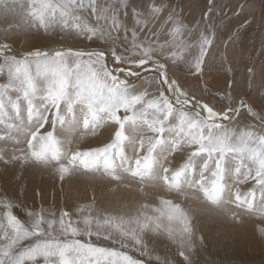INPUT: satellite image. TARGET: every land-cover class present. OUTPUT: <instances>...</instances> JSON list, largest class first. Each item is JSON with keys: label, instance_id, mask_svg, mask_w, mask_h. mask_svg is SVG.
<instances>
[{"label": "snow or ice", "instance_id": "6c2138e0", "mask_svg": "<svg viewBox=\"0 0 264 264\" xmlns=\"http://www.w3.org/2000/svg\"><path fill=\"white\" fill-rule=\"evenodd\" d=\"M127 8V0H0L6 22L0 35L5 41L22 28L45 32L59 28L102 41L117 65L115 70L108 67L103 49L35 50L18 58L10 54L7 42L0 44V74L7 78L0 84V142L20 144L23 137L26 144L8 159L0 149V161L54 164L61 180L77 171L102 173L118 184L136 182L141 193L151 186L185 199H203L234 220L239 216L228 205L264 218V116L258 117L242 99L223 109L210 106L183 90L165 63L198 47L190 69L202 73L214 37L201 32L196 44L185 41L191 30L174 10L153 31L149 25L169 8L163 3H152L146 13L133 9L135 26L129 29L121 19L122 11L127 17ZM10 16L19 23L8 22ZM138 30H147L155 39H139ZM160 35L165 36L163 42ZM141 72L155 73L149 83L157 86L156 92L130 84L127 77L139 79ZM226 99L231 101L230 94ZM241 108L259 120V128H230L221 122L231 123ZM109 122L110 142L86 151H66L64 145L70 141L58 134L79 133L83 139ZM45 125L52 130L42 132ZM126 145L135 147V158L126 154ZM186 149L179 167L161 163ZM231 177L237 183L252 180L254 186L233 192L227 183ZM157 201L118 212L98 209L94 203L80 205L75 219L66 210L57 214L41 208L29 212L27 221L13 214L11 201H0V264H143L129 250L147 254L148 233L166 237L176 245L183 264H193L196 234L189 212L162 195ZM93 237L119 247L100 246Z\"/></svg>", "mask_w": 264, "mask_h": 264}, {"label": "rangeland", "instance_id": "374dc122", "mask_svg": "<svg viewBox=\"0 0 264 264\" xmlns=\"http://www.w3.org/2000/svg\"><path fill=\"white\" fill-rule=\"evenodd\" d=\"M108 2L114 3L116 0H108ZM127 3L128 15L124 17L122 11L121 19L129 29L135 26L133 9L146 13L152 3L157 5L163 3L168 5L169 8L165 9L158 21L149 25L153 31L158 29L168 12L174 10L179 20L191 30V34L185 33V41L196 44L201 32L214 37L205 57L202 73L195 74L190 69L192 56L198 52V47H193L189 51L184 52L183 58L175 62L165 60L168 65L169 75L176 79L183 90L208 103L210 106H215L216 109H223L229 103L235 105L237 101L242 99L247 105L248 103L251 105L252 110L258 117L264 116V0H211V3L210 0H127ZM209 7H211V12H209ZM8 22L19 23V19L10 16ZM4 27H6V22L3 16L0 15V33L3 32ZM146 36L155 39V37H151L147 30L142 32L138 30L139 39H144ZM3 37V35H0V44L7 42L11 50L26 53L35 50L44 51L52 47L63 49L62 46L64 45V47L69 49H103L108 52L107 45L102 41H89L73 32L61 31L59 28L48 32L42 29L22 28L10 34L7 38L8 41H5ZM9 37L14 39L12 40ZM17 38L22 41L16 40ZM121 39H123L122 32ZM164 39V35L159 36L161 42ZM52 42L54 44H51ZM41 45H44V47ZM106 62L109 68L116 69L117 65L113 59L108 57ZM249 69H251V72H249ZM154 77V72L148 74L141 72V78L137 79V77L130 76L127 79L135 88H147L149 92L154 93L157 90V86L149 83V80ZM121 78L125 77L122 75ZM6 82V75L0 74V84ZM229 94L231 101L226 99ZM169 95L171 94L169 93ZM249 98H252L256 107L252 105ZM189 107H191V104ZM238 116H241L242 120H240L242 122L237 121L235 123ZM238 116L234 117L231 123L229 121L221 122L230 128H240L245 125H256L259 128V120L254 119L248 113L247 108H241ZM45 130L50 131L52 129L50 125H45V129L41 131ZM112 133L113 125L110 122L100 127L95 134H88L83 139H80L79 133L75 136H70L67 133L58 132L61 139L70 141V143H65L64 145L65 150L69 152L86 151L90 148L101 147L110 142ZM129 134L137 135L131 132ZM22 148H26L23 137H21L20 144H14L11 141L0 142V149L5 150V159L12 155L14 149ZM187 151L186 149L182 154L178 153L174 156H169L167 159H161V163L165 167H179L186 159ZM125 152L129 157L135 158L136 156L135 147L132 145H126ZM16 155H20V153L17 151ZM33 164L13 161L6 165L3 162L1 164L3 167L0 165V201H11L13 203L12 212L21 221H27L29 212H37L41 208L46 211H54L57 214L61 210H66L72 213L75 219L77 218L75 210L78 206L90 203L96 204V202H98L95 205L96 208L109 212L130 211L134 210L140 203L155 204L158 202L157 197L162 195L165 198L181 203L189 212L193 225L197 223L198 226L200 225L199 229L202 231L200 234L203 233L200 236L202 241L198 239L195 233L196 246L191 253L193 264H264V233L261 232V229H264V218L249 215L242 209H237L234 204L228 205V207L238 214V220L219 213L213 207L204 203L203 199H185L175 193H168L159 187L151 186H146L144 193H141L138 190L140 185L136 182L125 180L123 184H118L116 181L103 176L102 173L86 174L77 171L65 175L61 180L54 164L47 166L38 163ZM19 167L23 171H20ZM227 183L233 192L236 189L241 192H247L254 186V181L252 180L237 183L235 177L227 178ZM94 186H96L95 189ZM65 187H67V190ZM70 189L71 191L74 190L72 193L74 192L75 194L68 197L66 194ZM53 191L56 194H61V196L64 195V201L59 198V195L56 197L57 195L55 196ZM50 194L54 196H50ZM76 194L80 195L81 198H78ZM20 195L26 197H23V201H27V198H32L31 200L37 203L23 205L19 203L18 198ZM45 197L51 198L45 199ZM257 198H259L258 191ZM0 208H2V205H0ZM233 232H237L238 242L229 237ZM92 239L100 246L119 247V244L113 245L111 241L96 240L95 237ZM144 241L147 246V254L142 255L136 249L129 250V254L143 261V264H164L165 261H170L171 264H183V258L177 254L176 245L166 237L148 233L144 236ZM27 243L26 241L25 244ZM210 245L223 251L224 247H228L225 252L227 258L223 259V253L221 252L212 254L210 252L211 248L209 249ZM202 246L205 247L203 248ZM157 257L160 259L158 260Z\"/></svg>", "mask_w": 264, "mask_h": 264}, {"label": "bare ground", "instance_id": "6f19581e", "mask_svg": "<svg viewBox=\"0 0 264 264\" xmlns=\"http://www.w3.org/2000/svg\"><path fill=\"white\" fill-rule=\"evenodd\" d=\"M140 1V0H139ZM245 2V1H244ZM260 23V22H259ZM4 38V37H3ZM8 38V37H7ZM9 38H11L12 40L14 39V38H12V37H9ZM27 39H29V38H27ZM10 40V39H9ZM16 40H20V38H17ZM221 40V39H220ZM8 41V40H7ZM11 41V40H10ZM20 41H22V40H20ZM3 42H5V41H3ZM64 43V42H63ZM51 44H54V42H52ZM25 45V44H24ZM28 45V44H27ZM40 46V45H39ZM38 46V47H39ZM42 47H44V45H41ZM48 46V45H47ZM65 46V45H64ZM64 46H62L63 48H65V49H69V48H67V47H64ZM58 47H52V48H49V49H47V50H44V51H49V52H51L52 50H54V49H57ZM29 49H31V47H29ZM28 49V50H29ZM33 49V48H32ZM217 50V49H216ZM28 53V52H27ZM107 53V55H106V58H111V59H113L112 58V56H111V53H108V52H106ZM10 54H15L18 58H20V57H22V55H24V54H26V52H20V51H17V50H11L10 51ZM115 68V67H114ZM176 80V79H175ZM136 85V84H135ZM250 99V101H251V103H252V105L254 106V107H256L254 104H255V102L254 101H252V98H249ZM248 105H249V103H248ZM250 107H251V105H249ZM252 108V107H251ZM241 117V116H240ZM239 116L237 117V119L235 120V123L237 122V121H241L242 119L240 118ZM241 119V120H240ZM242 122V121H241ZM239 124V123H238ZM110 131V130H109ZM100 136V135H99ZM76 138V137H75ZM94 140V139H93ZM95 142V141H94ZM86 144H87V142H85ZM5 144V143H4ZM2 145V144H1ZM97 145V144H96ZM21 147V146H20ZM89 148V147H88ZM9 151V150H8ZM11 153V152H10ZM10 155V154H9ZM7 156H8V154H7ZM19 162V161H18ZM3 162H1L0 161V165L2 164ZM29 163H32V162H29ZM19 164V163H18ZM28 164V163H27ZM33 164V163H32ZM5 165H6V163H5ZM22 165V164H21ZM24 165V164H23ZM30 165V164H29ZM34 165V164H33ZM2 166V165H1ZM35 166V165H34ZM3 167V166H2ZM10 167V166H9ZM22 167H24V166H22ZM20 168V167H19ZM25 168V167H24ZM30 168V167H29ZM35 168V167H34ZM21 169V168H20ZM31 169V168H30ZM14 170V169H13ZM12 170V171H13ZM20 171H23L22 169L20 170ZM40 171V170H39ZM1 172V171H0ZM36 172H38V171H36ZM20 173V172H19ZM18 173V174H19ZM17 174V173H16ZM59 177V176H58ZM0 178H1V176H0ZM21 178V177H20ZM3 179V178H2ZM15 179H16V175H15ZM59 179V178H58ZM21 182V181H20ZM66 182H68V181H66ZM18 184V183H17ZM58 184V183H57ZM65 184V183H64ZM63 184V185H64ZM22 185V184H21ZM70 185V184H69ZM80 186V185H79ZM98 186V185H97ZM59 187H60V185H59ZM81 187V186H80ZM95 187L96 186H94V189H95ZM7 188H8V186H7ZM66 188V190H67V187H65ZM50 189H52V188H50ZM49 189V190H50ZM53 189H56V188H53ZM82 190V189H81ZM91 190V189H90ZM72 191H74V190H72ZM72 191H71V189H70V191L66 194L68 197L69 196H74V192L72 193ZM77 191V190H76ZM79 191H80V189H79ZM78 191V192H79ZM96 191V190H95ZM20 192V191H19ZM63 192H64V190H63ZM30 193V192H29ZM58 193H60V192H58ZM94 193V192H93ZM92 193V194H93ZM43 194V193H42ZM53 194L56 196V197H58V195H59V198L61 199V200H63V196H61V194H56V193H54V191H53ZM69 194V195H68ZM82 194V193H81ZM9 195V194H8ZM54 195H52V194H50V196H54ZM77 195V194H76ZM36 196V195H35ZM40 196H42V195H40ZM46 196V195H45ZM80 196V195H79ZM78 195H77V197L78 198H81V196L79 197ZM85 196V195H84ZM95 196V195H94ZM23 197L24 196H19V203H21V204H23V205H29V204H31V203H37V202H35L34 200H31L32 198H27L26 200L27 201H23ZM43 197V196H42ZM68 197H65V198H68ZM24 198H26V197H24ZM48 198H51V197H48ZM48 198H46L45 197V199H48ZM74 198H76V197H74ZM54 199H56V198H54ZM59 199V200H60ZM83 199V198H82ZM35 200H36V198H35ZM50 200V199H49ZM58 200V201H59ZM65 200H67V199H65ZM70 200V199H69ZM74 200H76V199H74ZM45 201V200H44ZM47 201V200H46ZM64 201V200H63ZM72 201V200H71ZM40 202V201H39ZM42 202V201H41ZM70 202V201H69ZM50 203V202H49ZM64 203V202H63ZM73 203H75V202H73ZM95 204V203H94ZM96 204H98V202H96ZM95 204V205H96ZM54 205V204H53ZM61 205H65V204H61ZM33 206V205H32ZM35 206V205H34ZM55 206V205H54ZM66 206V205H65ZM63 208V207H62ZM200 226V225H199ZM199 226H198V223L197 224H195L194 225V229H195V233L197 234V236H198V239L200 238V236L201 235H203V233H201L200 234V232H202L200 229H199ZM202 229H204V228H202ZM228 233V232H227ZM206 234H207V232H206ZM206 234H204V235H206ZM207 237H208V235H207ZM225 237V236H224ZM229 237L230 238H232V240H234L235 242H238V238H237V232H233L232 234H230L229 235ZM228 237V238H229ZM226 238V237H225ZM200 240V239H199ZM206 240V239H205ZM204 243H205V241H204ZM221 244H222V242H220ZM225 243V242H224ZM229 243V242H228ZM203 245V244H202ZM208 245H209V243H208ZM228 246V245H227ZM198 247V246H197ZM203 247V246H202ZM205 247V246H204ZM203 247V248H204ZM208 247V246H207ZM215 247V246H214ZM213 246H211L210 245V247H209V249L211 250H209L212 254H214V253H217V254H219L220 252L221 253H223V255H222V258L223 259H226L227 257L225 256L226 255V251L228 250V249H226V248H228V247H224V251L222 250V249H217L216 247L214 248ZM222 247V246H221ZM199 248V247H198ZM202 248V249H203ZM250 253V252H249ZM203 254V253H202ZM252 255V254H251ZM254 255V254H253Z\"/></svg>", "mask_w": 264, "mask_h": 264}, {"label": "water", "instance_id": "95a60500", "mask_svg": "<svg viewBox=\"0 0 264 264\" xmlns=\"http://www.w3.org/2000/svg\"><path fill=\"white\" fill-rule=\"evenodd\" d=\"M63 49H65V48H63ZM15 55V54H14ZM23 56V55H22Z\"/></svg>", "mask_w": 264, "mask_h": 264}]
</instances>
